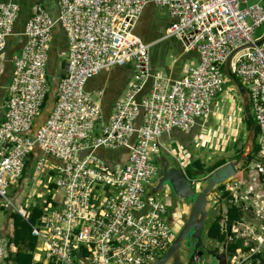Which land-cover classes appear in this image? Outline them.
<instances>
[{
  "label": "built area",
  "instance_id": "1",
  "mask_svg": "<svg viewBox=\"0 0 264 264\" xmlns=\"http://www.w3.org/2000/svg\"><path fill=\"white\" fill-rule=\"evenodd\" d=\"M150 3L167 8L173 20L165 38L198 54L197 65L181 79L152 73L151 45L133 32ZM57 7L56 18L40 4L31 7L0 123V201L5 209L13 206L8 189L22 177L31 153H38L33 180L44 175L45 156L55 162L48 172L62 191L63 207L32 227L45 262L73 264V253L83 247L89 256L79 264H151L167 250L177 233L166 207L147 195L160 173L153 158L159 139L174 129L189 132L210 113L226 83L227 57L252 45L234 55L231 70L249 95L258 152L207 200L226 235V241L216 243L225 264H264V43L255 46L264 35V0H57ZM19 11L16 3L0 1V54L14 36ZM57 26L66 37L65 71L49 117L33 131L50 92L48 64ZM126 65L133 68L132 84L103 124L100 105L85 85L102 71ZM148 83V93L138 101ZM100 149H126L128 161L114 170L97 155ZM229 207L241 214L231 224ZM15 210L25 217L23 209ZM7 258L0 244V264H10ZM191 263L207 264L198 256Z\"/></svg>",
  "mask_w": 264,
  "mask_h": 264
},
{
  "label": "crops",
  "instance_id": "2",
  "mask_svg": "<svg viewBox=\"0 0 264 264\" xmlns=\"http://www.w3.org/2000/svg\"><path fill=\"white\" fill-rule=\"evenodd\" d=\"M10 1L16 3L19 8V16L13 26L14 36L10 37L7 41L5 51L0 54V123L4 120L6 111V104L8 100V87L12 80L13 75V61L17 57L25 39L22 35L26 21L30 16L31 7L34 4H40L50 17L56 18L58 14L57 0H0ZM255 2L257 0H251ZM172 18L169 16L168 9L165 7H157L153 3L148 4L140 18L138 19L134 28V34L141 39L145 44L151 45L150 47V70L152 73H161L165 77L171 80H178L186 76L187 69L189 67L196 66L198 63V54L196 52H184L181 43L174 39H166V30L172 23ZM65 56L67 60V43L66 37L60 27H55L53 31L51 56L48 64V76H57V65L59 55ZM66 64V62H65ZM65 71V65L62 67V71L58 72V78L55 84H57L59 78ZM133 80V68L131 65L123 67H115L109 70L100 72L98 75L89 79L85 85V92L90 98L100 105L102 112V123L105 124L111 117L115 104L123 99L128 88L131 86ZM49 82V81H48ZM150 83L146 85L144 90L138 96L140 101L144 95L149 91ZM223 92V91H222ZM215 98L213 105L211 106L210 113L202 118L196 120L195 126L189 132H183L177 129L165 133L159 139V143L153 158L155 162L161 165L162 160H166L171 167L180 169L186 178L188 176V170L194 166V163H199L203 166L204 172L207 168L204 165L207 163V152L210 149L214 150L216 145L214 144V133H220L221 138L227 144L234 138L236 140H243L247 134V127L244 121V114L241 105V100L234 89L230 86L227 90L226 100H222L221 94ZM54 100H55V86H54ZM140 120H137V125L140 124ZM38 123V119L34 124V128ZM101 127V123H100ZM98 128V127H97ZM100 129V128H98ZM203 139V140H202ZM214 145H213V144ZM101 151V150H100ZM97 151V155L104 161L106 165L112 168L122 167L128 161V151L126 149H118L115 154L109 155V151L100 152ZM108 155V156H107ZM221 160V159H220ZM54 161V160H53ZM228 162L234 161L227 159ZM27 166L24 168L23 175L17 182L19 185L13 195L15 196L16 208H21L25 212H28L30 208H37L41 210L43 217L46 213L57 210L60 211L63 207V194L53 182L52 172L46 171V181H39L38 187H31L28 184L24 186L23 181L29 179V182H36L30 177L24 179L26 171L31 168V164L35 161L31 160L30 156L27 158ZM25 162V164H26ZM217 161H213L210 166H213ZM209 166V167H210ZM208 167V168H209ZM244 167V166H243ZM242 167V168H243ZM34 169V168H33ZM211 172H207L205 177L210 175ZM197 173V172H194ZM45 174V172H44ZM198 176L201 174L197 173ZM29 175V173H28ZM204 177V178H205ZM31 178V179H30ZM203 178V179H204ZM157 181V180H156ZM156 181L154 183H156ZM193 186L195 185V181ZM16 183V185H17ZM155 185V184H154ZM153 185V186H154ZM150 186L147 188V195H151ZM42 188V189H41ZM60 191V198L57 199L53 194ZM22 195V201L20 200ZM157 196V195H156ZM151 197H153L151 195ZM169 204L172 207H178L179 202L177 198H167ZM25 200V203L23 201ZM16 212V210H12ZM174 211V209H172ZM216 212V211H215ZM2 214V213H1ZM9 212L3 215L0 221V244L5 246L6 253L8 254L7 262L12 264L10 258L15 255L16 252H21L31 255V262L29 264H53L47 263L44 260L43 247L37 238L32 236V227H37L40 224L41 217L37 225L31 227V237L35 240V246L32 251H28L24 245H14L10 242V238L13 233V223L9 218ZM18 214V213H17ZM20 215V214H19ZM168 215H171L170 209H167ZM217 214H214L213 220ZM21 216V215H20ZM183 217V215H181ZM180 217V218H181ZM212 220V221H213ZM206 229V228H205ZM204 229V230H205ZM208 229V228H207ZM207 229L205 236L207 237ZM217 243V242H215ZM219 248V247H218ZM220 249V248H219ZM219 249H214L219 251ZM73 264H79V259L89 256L86 249L83 247L73 253ZM187 258L183 260L184 264H188ZM60 264V263H56ZM216 264V263H215Z\"/></svg>",
  "mask_w": 264,
  "mask_h": 264
},
{
  "label": "water",
  "instance_id": "3",
  "mask_svg": "<svg viewBox=\"0 0 264 264\" xmlns=\"http://www.w3.org/2000/svg\"><path fill=\"white\" fill-rule=\"evenodd\" d=\"M262 43H264V35L255 43V46H260ZM250 47L252 45H247L232 51L223 67L226 78L231 86L234 87L241 100L244 118L249 123L243 153L238 161L225 163L202 179V190L199 192L195 191L192 185L193 183L185 177L180 169L171 167L165 159L161 161L159 177L155 185L151 188V195L154 197L162 192L167 198L175 197L180 200L193 199V203L184 220L182 229L176 234L171 245L168 246L164 255L157 258L151 264H184L183 260L185 258L191 260L193 256L201 257L207 264L226 263L224 252L217 250L204 251L201 249L203 244L201 235L205 229V222L208 215V194L217 186L227 182L239 173L254 147L255 123L250 111L249 95L245 87L234 76L231 70V61L234 55L240 50Z\"/></svg>",
  "mask_w": 264,
  "mask_h": 264
},
{
  "label": "rangeland",
  "instance_id": "4",
  "mask_svg": "<svg viewBox=\"0 0 264 264\" xmlns=\"http://www.w3.org/2000/svg\"><path fill=\"white\" fill-rule=\"evenodd\" d=\"M261 34H262V29L258 30L255 36L259 37ZM50 56H51V53H50ZM65 59L66 58H65V56L63 54L59 55V57L57 59V61H58L57 76H55V77L54 76H52V77L48 76L50 92H52L54 90V81L55 82L57 81L58 72L62 71V67L65 65V62H66ZM228 88H230V85H229L228 79L226 78V83L223 85V88H222L223 92H222L221 97H220L222 100H226ZM98 128H100V123L98 124ZM213 137L215 138V140L213 142L216 145V147H215L214 150L210 149V152L208 151L206 153L208 161L204 165V168L208 169V167L212 164L213 161H218L220 159H223V160L230 159L236 154V152L238 150H240L242 148L244 150V145L246 143V137L242 141L241 140H236L234 138L232 141H229L227 144L221 138L222 136H221L220 133H214ZM254 144H257V136L254 138ZM100 150H99L100 152L105 151L103 149H100ZM106 151H109V155L113 156V154H115V151H118V149L117 150H106ZM44 159L47 160L45 165H44L45 174L41 175V177L38 178L35 183L33 181L29 182L28 181L29 179H25L28 176L30 177L31 172L33 171L34 163H32L31 164V168H29L26 171V174L24 176L25 180L23 181V184H22L23 186L25 184H28L31 187L35 186L37 188L38 187V183H39L38 180L44 181V182L46 181V171H48V169H52V166L55 167V165L52 164V163H55V162L49 156H45ZM113 169L114 170H119L120 168H113ZM189 172L191 173V175L189 176V178H190L189 180L190 181H195V185L193 186V188L195 189L196 192L201 191L202 190V182H201V180L205 177V175L207 174V171H205L203 174H201V176H198L197 173H194L196 171L192 167V168L189 169ZM28 173H29V175H28ZM31 178H32V176H31ZM18 185H19V183H17V185L14 184V185L10 186L9 189H8V198H9L11 204L13 205L12 207H9V209H5L3 201H0V209H3V211L0 212V221H1L2 217H3L2 214L6 213L5 211L15 210L16 209V204L17 203L15 202V199H14L15 196L13 195V193L16 192L17 189H15V188ZM53 194L56 196L57 199L60 198V194H61L60 191L57 192V193H55V191H53ZM19 197H20V200L22 201V195H20ZM154 199L160 200V202L166 207V209H170L171 215H168V218H169V221L171 222L172 230L175 232V234L179 233V231L182 229V227L184 225V220H185V218L187 217V215H188V213L190 211V207H191V204L193 203V199L180 200V199L177 198V200L179 202V206L178 207H172L169 204V200L167 199V197L162 192L160 194H158L157 196H155ZM23 203H25V200L23 201ZM172 209H174V211H172ZM215 213L216 212L213 210V207L210 205V207H208V215H207V219H206V222H205V228L206 229L211 224V222L213 220V217H214L213 215ZM181 215H183V217H181ZM206 229L203 231V233L201 235V239L203 241L201 249H203L204 251H213L214 249L218 250V248L216 247L215 241H212V240L208 239L205 236L206 235L205 234ZM174 239L175 238H173V239H171L169 241V245H171V243L173 242ZM165 252L166 251L160 252L159 255H158V258L161 257L162 255H164Z\"/></svg>",
  "mask_w": 264,
  "mask_h": 264
},
{
  "label": "trees",
  "instance_id": "5",
  "mask_svg": "<svg viewBox=\"0 0 264 264\" xmlns=\"http://www.w3.org/2000/svg\"><path fill=\"white\" fill-rule=\"evenodd\" d=\"M229 85L231 86L230 83ZM54 86L56 87L55 82H54ZM53 92L54 90L52 92H49V94L47 95L46 100L44 102L43 110L38 118V123H37L38 126L33 128V131H35L39 126H41L46 121V119L49 117V114L54 105V93ZM244 121H245L247 130H248L249 123L245 120V118H244ZM256 136H257V131L255 129V137ZM257 152H258V146L257 144H254L251 155L248 156L247 161L245 163L246 165L256 158ZM242 153H243V148L238 150L236 154L232 158H230V160L238 161ZM37 156H38L37 151L30 154V158L33 161L35 160V157ZM226 162L227 161L223 159L218 160L213 166H210L207 169V172L214 171L216 168L222 166ZM27 164L28 162H26L25 167L27 166ZM193 168L199 174L204 173L203 166L197 162L194 163ZM190 175L191 173L188 170V176ZM224 207L226 209V205H224ZM1 211H3V209H0V212ZM5 212L10 213L9 218L12 220V223H13V233H12V237L10 238V242L13 243L15 246L24 245L28 251H32L35 246V240L33 237H31V227L38 224L39 219L42 215L41 210L37 208H30L28 212H26L25 217L20 216L19 214H17L16 212H13L12 210H8ZM216 216L217 217H215V219L211 222V224L209 225L207 229V238L212 241L218 242V243H223L224 241H226V235L220 232V228H219L220 216L219 215H216ZM226 217H227V224H231L233 221L238 220L241 217V214L238 210L229 207L228 212H226ZM232 249H233V246L231 245L228 248V250L231 251ZM10 260L12 264H29L32 259H31L30 254L21 253L18 251L15 253L13 257L10 258ZM188 264H192L191 261H189Z\"/></svg>",
  "mask_w": 264,
  "mask_h": 264
}]
</instances>
